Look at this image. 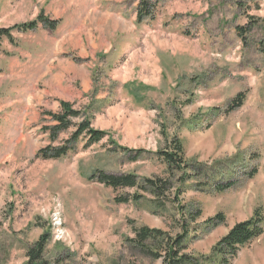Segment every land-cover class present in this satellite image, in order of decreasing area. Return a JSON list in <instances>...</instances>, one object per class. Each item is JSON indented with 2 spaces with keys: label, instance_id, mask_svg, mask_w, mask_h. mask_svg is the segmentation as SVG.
<instances>
[{
  "label": "rangeland",
  "instance_id": "374dc122",
  "mask_svg": "<svg viewBox=\"0 0 264 264\" xmlns=\"http://www.w3.org/2000/svg\"><path fill=\"white\" fill-rule=\"evenodd\" d=\"M139 1L0 0V29L58 21L0 39V264H24L45 231V264H162L129 244L133 229L187 231L181 254L194 259L256 209L264 229V0H146L153 20L137 25ZM238 93L242 106L227 112ZM60 102L79 114L54 136L46 113H61ZM83 120L105 133L100 142L82 135L60 159L36 157ZM173 140L191 168L164 199L88 179L166 180L156 153ZM218 213L223 222L209 227ZM231 264H264V232Z\"/></svg>",
  "mask_w": 264,
  "mask_h": 264
},
{
  "label": "trees",
  "instance_id": "16d2710c",
  "mask_svg": "<svg viewBox=\"0 0 264 264\" xmlns=\"http://www.w3.org/2000/svg\"><path fill=\"white\" fill-rule=\"evenodd\" d=\"M146 20L148 22L153 20V6L146 0H140L137 7L136 23L141 24ZM57 25L58 21L49 20L39 15L33 21L14 25L7 29H0V39L6 38L11 42V32L13 31L26 33L38 29L39 26L49 31H54ZM237 30H242V28ZM128 93L131 98L137 100L135 95L136 92L129 91ZM243 96L242 93H238L230 102L226 111L231 112L241 107L243 104ZM60 107L61 113L59 114L46 113V115L55 122V125L45 130L50 131L54 136L67 130L71 124V119L77 118L79 114L78 111L76 112L71 109L69 103L60 102ZM82 135L88 139L86 146H91L100 142L105 136V133L91 129L89 122L83 120L76 126V131L66 144L58 147L47 146L38 151L36 157L43 160L60 159L66 156L70 150L67 144L70 143V141L75 142ZM156 154L161 156L166 166L169 176L166 180L156 178L143 179L142 182H138L133 175L115 176L104 173L103 171L92 174L88 179H96L99 184L113 190L134 188L142 192L143 190H147L151 196L164 199L166 194L173 189L174 183H172V179L175 177V173L180 172L177 184H185L189 180V170L191 166L184 158L182 146L179 141L173 140L164 151H158ZM253 175L254 173H251L250 177ZM232 186V183H227L220 187L218 186L217 190L223 192ZM175 191L177 192L178 189H175ZM131 198L133 200H138L140 197L134 195ZM175 200H177V196H175ZM127 201V199L117 200L118 203H126ZM158 206L161 207V205ZM205 222L209 227L215 228L223 222V217L218 213ZM186 232L187 231L178 237L172 238L160 230L149 229L143 226L133 229V238L129 240V244L144 256L151 257L153 260L162 259V264H231V261L236 258L238 252L243 249L244 246L263 235V216L261 212L256 209L249 219L234 224L228 232L212 246V255L210 257H196L194 259L181 254L183 250L182 241L185 238ZM49 240L50 233L48 231L43 232L38 239L26 249V262L24 264H45L43 255Z\"/></svg>",
  "mask_w": 264,
  "mask_h": 264
},
{
  "label": "built area",
  "instance_id": "2783aa9c",
  "mask_svg": "<svg viewBox=\"0 0 264 264\" xmlns=\"http://www.w3.org/2000/svg\"><path fill=\"white\" fill-rule=\"evenodd\" d=\"M51 223L55 227V236L57 234L59 237H62L64 233L60 230L61 229V223H60V218L58 217L57 214H55Z\"/></svg>",
  "mask_w": 264,
  "mask_h": 264
},
{
  "label": "crops",
  "instance_id": "0c3cea01",
  "mask_svg": "<svg viewBox=\"0 0 264 264\" xmlns=\"http://www.w3.org/2000/svg\"><path fill=\"white\" fill-rule=\"evenodd\" d=\"M144 24H146V23H144ZM139 25H141V24H139ZM103 46V45H102ZM104 46H105V42H104ZM103 46V47H104ZM106 47V46H105ZM111 47V46H110ZM108 50H109V46L107 47V51L106 52H108ZM77 76H79L78 74H76ZM60 81V80H59ZM72 82H73V80L72 79H70L69 81H68V86L69 87H71V85H72ZM58 92L60 93L61 92V89L59 88V90H58Z\"/></svg>",
  "mask_w": 264,
  "mask_h": 264
}]
</instances>
